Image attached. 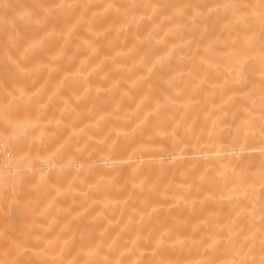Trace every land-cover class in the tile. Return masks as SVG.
Returning <instances> with one entry per match:
<instances>
[{
  "label": "bare ground",
  "instance_id": "bare-ground-1",
  "mask_svg": "<svg viewBox=\"0 0 264 264\" xmlns=\"http://www.w3.org/2000/svg\"><path fill=\"white\" fill-rule=\"evenodd\" d=\"M0 264H264V0H0Z\"/></svg>",
  "mask_w": 264,
  "mask_h": 264
},
{
  "label": "rangeland",
  "instance_id": "rangeland-1",
  "mask_svg": "<svg viewBox=\"0 0 264 264\" xmlns=\"http://www.w3.org/2000/svg\"><path fill=\"white\" fill-rule=\"evenodd\" d=\"M3 156V147L0 146V160H1V157Z\"/></svg>",
  "mask_w": 264,
  "mask_h": 264
}]
</instances>
